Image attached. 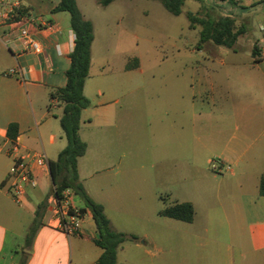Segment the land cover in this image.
I'll use <instances>...</instances> for the list:
<instances>
[{
  "label": "crops",
  "instance_id": "obj_1",
  "mask_svg": "<svg viewBox=\"0 0 264 264\" xmlns=\"http://www.w3.org/2000/svg\"><path fill=\"white\" fill-rule=\"evenodd\" d=\"M232 1L235 9L227 14L236 20L238 28L240 18L252 23L248 11H256L264 0ZM59 3L60 0H23L26 14L38 18L41 24L51 22L59 29L54 33L35 30V36L44 49L41 55L22 54V46L18 43L8 45L3 36L4 30L0 28V145L16 143L21 153L45 154L50 162L57 161L67 146L60 124L64 106L51 100V94L66 86V73L71 66L70 55L75 46L70 14L54 11ZM222 13L210 17H225ZM40 28L44 29L43 26ZM95 33L94 26L90 76L84 87V95L91 105L83 111L80 130L81 139L88 148L86 155L79 160V182L96 203L104 206L112 227L122 232L115 219L129 190L133 188L129 178L132 170L131 144L127 138H122L125 142H120L119 147L112 145L115 137L110 130L116 118L112 110H104V104L96 98V95L104 94L102 87L107 80L111 82L118 74L106 76L94 73ZM253 39L251 36V41ZM261 55V61L255 62L256 65L264 61V55ZM11 69H18L19 76L8 75ZM136 69L127 70L125 67L122 73L125 76ZM205 81L199 80L198 84H191L185 91L171 86L159 91L160 123L164 132H167L165 143L172 141L180 150L173 155V161L179 168L182 164L190 168L193 183L216 180L214 189L204 191L206 197L215 198L220 205L211 209L210 213L215 217L220 215L232 219L236 224V221L240 222L245 217L243 211H247L246 214L253 221L249 227L251 244L249 247L244 240L237 241L238 264H264V197L260 195V181L264 176V116L252 115L255 103L245 105L230 101L228 87ZM109 90L113 95L133 92L132 86L126 84H114ZM217 93H223L220 96L222 102L219 103L222 116L215 119L213 113L218 110L215 101ZM197 117L200 118L198 122L195 119ZM12 124L17 125L15 141L8 136ZM171 146L168 145L167 149ZM218 150L220 158L234 167L226 172L227 177L221 175V179L220 175L212 173L210 167ZM170 156L163 157L164 161H169ZM117 164L123 168L120 177H100ZM11 166L12 158L0 154V264H97L103 250L94 243L98 235L90 210L86 209L81 235L73 239L66 237L49 222L51 213L47 199L53 189L52 178L42 175L38 187L29 191L26 203L21 206L9 192ZM73 193L74 204L85 209L80 197ZM182 203L192 204L196 215L194 202ZM38 212L42 214V226L32 246L27 248L26 237ZM203 234L209 239L220 235L215 232L213 223L204 229ZM237 234L235 237L242 235L240 229ZM219 259L222 261L223 256L219 255ZM118 264L129 263L121 262L118 253ZM221 264L235 263L230 259L228 263Z\"/></svg>",
  "mask_w": 264,
  "mask_h": 264
},
{
  "label": "rangeland",
  "instance_id": "obj_2",
  "mask_svg": "<svg viewBox=\"0 0 264 264\" xmlns=\"http://www.w3.org/2000/svg\"><path fill=\"white\" fill-rule=\"evenodd\" d=\"M100 1L77 0V3L84 16L93 21L96 30L94 73L118 74L103 85L104 94L96 95L104 104L103 109L112 110L116 118L110 130L115 137L112 145L119 147L120 142H125L122 138H127L131 144L129 178L133 188L115 220L122 232L138 237L139 241L128 240L121 246L120 261L129 264H221L233 259L238 264L237 241L244 240L250 247L249 227L253 221L247 211H243L245 217L236 224L232 219L210 213L220 205L215 198L206 197L204 191L210 192L217 182L211 179L193 183L190 168L183 164L179 168L174 163L173 155L180 150L172 141L165 143L167 132L160 123L159 91L166 86L185 91L191 84H198L202 79L205 83L206 79L211 84L228 87L230 101L245 105L255 103L254 117L264 116V61L255 64L261 61V54L264 55V1L256 11H248L252 23L238 19L237 29L244 33L234 49L217 46L211 41L201 42V27L191 29L187 17L188 13L206 18L221 12L229 16L227 12L235 9L230 0H187L180 16L172 15L155 0H119L108 7L102 6ZM251 36L254 37L252 41ZM254 48L258 49L256 58L252 55ZM137 64L140 65L138 69L124 76L125 67ZM114 84L131 85L133 92L113 95L109 88ZM221 95L223 93H217L215 97L218 108L213 113L215 119L222 116ZM195 119L198 122L200 118ZM170 144L172 146L167 149ZM219 152H215L217 157L211 160L210 167L221 179V175L227 177V173L215 171L214 166H233L225 163ZM167 156L171 159L164 161L163 157ZM122 171L117 164L100 177H120ZM184 201L195 203L193 224L160 215L167 207ZM210 223L215 232L220 233L211 239L203 234ZM239 229L242 235L235 237ZM219 255L223 256L222 261Z\"/></svg>",
  "mask_w": 264,
  "mask_h": 264
},
{
  "label": "trees",
  "instance_id": "obj_3",
  "mask_svg": "<svg viewBox=\"0 0 264 264\" xmlns=\"http://www.w3.org/2000/svg\"><path fill=\"white\" fill-rule=\"evenodd\" d=\"M115 0H101L104 7ZM172 15L180 16L187 0H155ZM224 1V0H223ZM230 2H233L230 0ZM55 12H67L71 17V28L75 34V46L70 55L71 66L66 73L67 84L51 94V100H56L64 106L60 124L67 140L66 148L59 154L57 161L50 162L53 187L60 195L71 189L80 197L86 209L90 210L98 237L94 243L103 250L97 264H118V253L121 246L128 240L135 242L139 238L124 232L116 231L105 213L103 205L96 203L79 182V160L87 153V144L81 139V119L83 111L91 105L84 95L85 83L90 76L92 63V44L94 41V26L83 16L77 0H60ZM190 28L201 27V42L211 41L217 46L234 49L239 36L244 30L237 29V22L231 16L212 18L198 17L193 13L187 14ZM258 49L254 48L253 57L258 56ZM139 67L128 65L127 70ZM8 136L13 141L17 138V125L12 124L8 129ZM260 195L264 197V176L260 181ZM160 215L173 220L192 223L195 218V209L190 203H175L164 209ZM42 226V214L38 212L26 237V247L30 248L38 230ZM24 264V263H23Z\"/></svg>",
  "mask_w": 264,
  "mask_h": 264
},
{
  "label": "built area",
  "instance_id": "obj_4",
  "mask_svg": "<svg viewBox=\"0 0 264 264\" xmlns=\"http://www.w3.org/2000/svg\"><path fill=\"white\" fill-rule=\"evenodd\" d=\"M43 26L44 29L40 28ZM0 28L4 30L6 43H18L22 46V54L41 55L43 46L35 36L38 32L54 33L59 29L55 24L47 22L41 24L38 18H34L24 12L23 0H0ZM18 69H11L8 75L19 76ZM0 154H6L12 158V166L8 175L9 192L18 205L23 206L27 201L30 190L39 185L42 175L51 177L50 161L45 154L27 152L21 153L20 146L13 143L0 145ZM218 172H227L232 168L220 164L213 168ZM74 193L67 189L60 195L53 187L52 193L47 199V207L51 213L50 224L66 237L80 236L83 230L85 213L73 202Z\"/></svg>",
  "mask_w": 264,
  "mask_h": 264
}]
</instances>
